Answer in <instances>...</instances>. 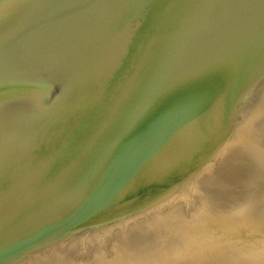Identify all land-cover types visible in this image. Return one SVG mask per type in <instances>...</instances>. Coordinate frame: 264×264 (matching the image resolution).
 Listing matches in <instances>:
<instances>
[{"label":"water","instance_id":"1","mask_svg":"<svg viewBox=\"0 0 264 264\" xmlns=\"http://www.w3.org/2000/svg\"><path fill=\"white\" fill-rule=\"evenodd\" d=\"M0 264H264V0H0Z\"/></svg>","mask_w":264,"mask_h":264}]
</instances>
